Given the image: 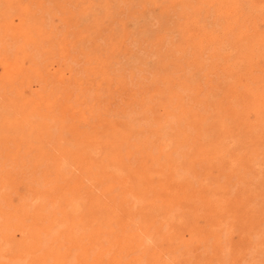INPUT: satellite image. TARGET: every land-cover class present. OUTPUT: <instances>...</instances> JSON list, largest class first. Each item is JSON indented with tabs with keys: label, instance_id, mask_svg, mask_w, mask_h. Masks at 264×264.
Segmentation results:
<instances>
[{
	"label": "rangeland",
	"instance_id": "obj_1",
	"mask_svg": "<svg viewBox=\"0 0 264 264\" xmlns=\"http://www.w3.org/2000/svg\"><path fill=\"white\" fill-rule=\"evenodd\" d=\"M262 4L0 0V264H264Z\"/></svg>",
	"mask_w": 264,
	"mask_h": 264
},
{
	"label": "bare ground",
	"instance_id": "obj_2",
	"mask_svg": "<svg viewBox=\"0 0 264 264\" xmlns=\"http://www.w3.org/2000/svg\"><path fill=\"white\" fill-rule=\"evenodd\" d=\"M126 3V2H125ZM246 5V4H245ZM256 5V4H255ZM261 5V4H260ZM262 6H264V4H262ZM1 7V6H0ZM73 8V7H72ZM240 8V7H239ZM243 8V7H242ZM252 8V7H251ZM258 8V7H257ZM94 9V8H93ZM126 9V8H125ZM135 9V8H134ZM262 9V8H261ZM117 10V9H116ZM262 10H264V9H262ZM261 11V10H260ZM201 13V12H200ZM165 17V16H164ZM153 18V17H152ZM138 24V23H137ZM128 29V28H127ZM189 30V29H188ZM162 31V30H161ZM192 34V33H191ZM176 41V40H175ZM224 47V46H223ZM229 47V46H228ZM190 48V47H189ZM91 52V51H90ZM232 52V51H231ZM137 57V56H136ZM221 60V59H220ZM128 61V60H127ZM126 62V61H125ZM234 67V66H233ZM186 73V72H185ZM196 74V73H195ZM191 76V75H190ZM224 77V76H223ZM219 79V78H218ZM222 88V87H221ZM228 91V90H227ZM10 109V108H9ZM11 110V109H10ZM58 114V113H57ZM233 117V116H232ZM226 122V121H225ZM225 124V123H224ZM233 129V128H232ZM207 131V130H206ZM204 132V131H203ZM214 134V133H213ZM212 134V135H213ZM253 134V133H252ZM216 137V136H215ZM166 140V139H165ZM203 141V140H202ZM62 142V141H61ZM170 143V142H169ZM168 147V146H167ZM206 147V146H205ZM238 147V146H237ZM13 148V147H12ZM187 152V151H186ZM159 153V152H158ZM190 156V155H189ZM188 156V157H189ZM62 159V158H61ZM234 159V158H233ZM28 160V159H27ZM134 160V159H133ZM98 161V160H97ZM229 161H230V159H229ZM254 162V161H253ZM50 165V164H49ZM231 165V164H230ZM251 165V164H250ZM42 166V165H41ZM226 166V165H225ZM253 167H255L254 165H253ZM95 168V167H94ZM173 168V167H172ZM215 168V167H214ZM230 168V167H229ZM179 171V170H178ZM118 173V172H117ZM30 175V174H29ZM127 178V177H126ZM210 179V178H209ZM93 181V180H92ZM259 187V186H258ZM249 188V187H248ZM202 192V191H201ZM245 195V194H244ZM207 196V195H206ZM104 198V197H103ZM205 198V197H204ZM40 200V199H39ZM55 205V204H54ZM64 207V206H63ZM154 208V207H153ZM118 209V208H117ZM150 209V208H149ZM250 212V211H249ZM58 213V212H57ZM156 213V212H155ZM87 214V213H86ZM149 214H151V213H149ZM103 215V214H102ZM155 215V214H154ZM88 216V215H87ZM93 217V216H92ZM84 218V217H83ZM97 218V217H96ZM95 218V219H96ZM99 219V218H98ZM212 219H214L213 217H212ZM189 220V219H188ZM97 221V220H96ZM195 221V220H194ZM212 221V220H211ZM247 221H249V220H247ZM189 222V221H188ZM213 222H214V220H213ZM55 223V222H54ZM141 223V222H140ZM89 224V223H88ZM186 224V223H185ZM193 225V224H192ZM209 225V224H208ZM216 225V224H215ZM180 226V225H179ZM183 229V228H182ZM187 230V229H186ZM175 231V230H174ZM179 231V230H178ZM139 232V231H138ZM188 233V232H187ZM176 234V233H175ZM174 234V235H175ZM192 234V233H191ZM197 234V233H196ZM21 235V234H20ZM152 235V234H151ZM179 236V235H178ZM170 237V236H169ZM180 237V236H179ZM168 238V237H167ZM244 238V237H243ZM148 239V238H147ZM13 243V242H12ZM9 245V244H8ZM3 248V247H2ZM4 249V248H3ZM143 249V248H142ZM2 252H4V251H2ZM39 254V253H38ZM161 254V253H160ZM164 257V256H163ZM1 259V258H0ZM5 262V261H4ZM26 263V262H25Z\"/></svg>",
	"mask_w": 264,
	"mask_h": 264
}]
</instances>
